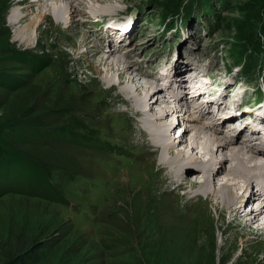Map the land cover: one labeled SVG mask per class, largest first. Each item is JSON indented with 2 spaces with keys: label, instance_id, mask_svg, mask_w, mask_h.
I'll use <instances>...</instances> for the list:
<instances>
[{
  "label": "rangeland",
  "instance_id": "374dc122",
  "mask_svg": "<svg viewBox=\"0 0 264 264\" xmlns=\"http://www.w3.org/2000/svg\"><path fill=\"white\" fill-rule=\"evenodd\" d=\"M175 1L99 0L83 6L73 3L72 7L80 8L71 15L67 12L65 27L50 15L35 22L36 16L47 8L36 7L30 4V0H0V128L10 133L9 137L0 139L24 154L17 153L12 163L0 159L4 166H0V239L14 242L16 251L26 254L21 264H143L140 258L145 255L140 254V243L147 238V232L154 229V224L140 221L143 212L140 203L148 204L154 199L148 194L147 178L152 170L159 168L157 149H163V145L157 144L153 148L138 129V118L130 117L131 103L137 106L146 101L137 102L140 96L134 91L129 93L130 99L120 88L123 84L110 87L109 82L99 78L104 69H110L98 62V58L106 54H99L96 46H92V38L98 42L97 35L101 31L98 22L103 16H97L99 19L96 21H84L86 25L79 24V27L77 21L79 13L93 15L133 8L136 16L140 15L139 27H135L137 30L134 32L139 36L133 40L138 46L140 59H152L159 52L163 66H166L171 61L175 62L173 53L184 41V34L190 32L198 34L195 43H186L178 50L199 47L200 62L210 59L213 63L221 62L220 51L223 49L218 46L219 42L226 41L224 48H227L235 38L247 39L252 28L260 31L264 16L263 12L258 13L264 8V0H226L221 7L212 3L217 24L211 27L207 12L205 14L198 5H193V0H180L186 3L185 9H191L183 14L193 16L188 24L191 27L187 32V27L180 23L182 18H176L173 24L175 31L179 32L182 25L183 34L162 31L159 24L162 13L168 11ZM47 3L54 2L47 0ZM16 10H22L20 16L24 17L12 18ZM27 25L29 34L25 32ZM84 30H90L91 35L86 36ZM203 30L206 34L202 33ZM256 39L257 45L264 44V37ZM110 40L116 39L111 37ZM90 48L97 52H89ZM28 54L34 57L27 60ZM188 56L197 61L194 52ZM38 57L43 58V63L33 67L34 59ZM179 62L178 67L184 68ZM139 66L140 63L136 62V67ZM143 72L156 75L159 71L150 68ZM135 81L137 84L143 82L141 79ZM50 86L52 89L48 93ZM160 92L162 89H156L150 98ZM225 101L229 103L230 100ZM152 109L156 110L155 107ZM171 116H166L163 121H167L169 129L176 125L169 130L173 139L184 129L181 117L175 122ZM31 128L41 130L40 135L31 133ZM96 130H102L105 136H110L131 152L117 150L113 140L104 141ZM204 131L212 136L211 131ZM83 132L85 135L80 134ZM191 132L185 133L186 139ZM242 136L247 135L244 133ZM176 146V151H179L185 144L177 142ZM125 153H129L128 158L121 156ZM190 161L183 157V165H188L186 186L190 180L198 182L202 176V173L194 171V163L199 165L196 160L192 157ZM25 172L31 181L23 180ZM218 175L216 177L222 181L224 174ZM246 186L247 183L244 188ZM253 191L252 202L257 203L260 201L257 200L258 193ZM152 204L154 207V202ZM212 224L213 232L222 226L216 219ZM145 230L146 235L143 233ZM228 236L234 237L233 234ZM234 241L240 245H258L253 249L256 259L246 264H264V246L260 247L264 241L263 234L258 238L257 235L243 237L241 242L234 238ZM235 253L241 260L248 259L243 256L246 253L242 254V246ZM245 262L239 261L238 264Z\"/></svg>",
  "mask_w": 264,
  "mask_h": 264
},
{
  "label": "bare ground",
  "instance_id": "6f19581e",
  "mask_svg": "<svg viewBox=\"0 0 264 264\" xmlns=\"http://www.w3.org/2000/svg\"><path fill=\"white\" fill-rule=\"evenodd\" d=\"M49 1L54 3L49 4L47 0L44 3L42 0H30V4L36 7L50 8L49 13H46L47 9L39 13L35 18V22L50 15L56 22L66 27L67 12L68 15H71L77 9L79 11L80 8L77 6L72 7L73 3H80L83 6L87 2H98L99 0ZM20 11L16 10V14L11 17L17 19L24 17L20 16L22 10ZM121 11L109 12L107 10L103 11L102 14L93 15H80L79 13L77 24L78 27L79 24L86 25V23L93 21L94 16H116L121 18L119 15ZM138 17L135 23L132 24V36L128 42L131 39H136L134 32L139 27ZM29 25L31 26V23ZM29 25L25 27V32L28 34L30 33ZM190 27L191 25L187 27V32ZM85 32H87L86 36L91 35L90 30ZM107 32H109L108 27L105 29V33ZM202 33L206 34L204 30ZM196 36H198L197 33L192 34L190 32L178 49H182L186 43H195ZM187 38L189 39L186 42ZM92 39L96 41L94 38ZM103 39L107 43L100 38L98 42L96 41L97 45L94 41L92 45L96 46L100 52L99 54H106L98 58L99 64L110 67V69H104L102 76L99 78L107 83L109 82L110 87L123 84V88H120L125 93L129 95L134 91L135 94L140 96V100H137V102L146 101V103L142 102L137 106H133L134 103H131V106H129L131 110L130 117L135 116L138 118V129L143 136L147 137L148 143L153 148L157 147L155 146L157 144L163 145V149H157L159 151V168L154 172L152 170L151 176L147 178L148 194L154 199L150 198L153 201L148 204L140 203V209L143 211L140 221L154 224V229L147 232V238L141 239L140 254L145 255L140 258L143 260V264H227L228 262L238 264L239 261L241 263L246 261V264L255 260L256 254L253 249L258 245L252 246V243L240 245L241 243H236L234 238L241 242L243 237L248 238L257 235L258 238L260 234L264 236V142H258L255 136L258 134L264 137V126H256L257 122L253 123V120L246 118L242 120L243 128L253 123L250 125L251 128L247 132V137L241 135V129L229 133L225 117L220 119V115L209 110L212 105L211 101L205 110L204 106L196 103V99L193 100L194 103L187 100V81L197 80L199 76L206 78V74L202 73V67L197 65L200 58H202L199 47H192L193 49L185 51L176 49L172 56L175 62L166 70L151 75L142 73V70L150 69L151 65H141L146 60L138 62V52H135L136 44L131 48H126L124 38H121L118 43L111 42L110 37H103ZM86 42L88 43V41ZM89 52L96 53L97 51L90 48ZM191 52L196 54L197 61L188 56ZM134 53L136 54L134 55ZM178 61L183 64L184 68L178 67L180 66V64L177 65ZM136 62L140 63L138 68ZM148 62H151V60ZM218 63L221 66V62ZM160 64L162 65V62ZM130 74H133L132 77L129 76ZM217 77L221 79L222 72H218ZM180 78L182 79L180 80ZM135 79L137 81L141 79L143 82L137 84ZM175 82L176 85H174ZM232 87L233 83L225 86L226 89ZM225 88L223 87V89ZM156 89H162V92L154 94L155 97L152 98V95L150 98V94ZM221 93L223 98L228 95L225 91ZM128 98L131 99V95ZM229 103H237V99H231ZM219 104L222 105V110L227 107L223 101ZM154 107L158 111L152 109ZM175 114H177L176 118L174 117ZM171 115L175 118V122L178 117H181L182 120L180 121H182L184 129L182 134L173 137V139L169 134L176 125L169 129L167 121H163L166 116ZM230 116L235 117V119L238 118L235 115ZM240 117L243 116L240 115ZM254 127H257L258 131H254ZM189 130H192V134L186 139L185 133ZM204 130L211 131L212 136L205 134ZM240 136H242V140ZM177 142L179 144L184 143L185 147L176 151ZM195 150L196 152H194ZM183 157H185V160L187 158V162L192 161L193 157L196 163L199 164L196 165L193 161L194 171L197 174L202 173L201 180L198 182L190 180L188 182L189 186H186L187 182H184L187 179L186 173L188 170L186 169L188 165L186 167L183 165ZM226 161H228V164L225 163ZM220 173L224 174L222 181L216 177ZM246 183L247 186L244 188ZM152 189L155 192L154 194ZM251 190H255L253 191L254 194H259V197L257 194L259 202H252L254 195H252ZM180 191L182 192L180 193ZM179 201L180 204L177 205ZM215 219L221 222L222 225L218 226L219 231L217 232H213L215 229L213 230L212 223ZM252 223H255L256 226L252 227ZM145 232L146 230L143 232L144 235H146ZM232 234L234 237L229 238L228 235L231 236ZM141 237L143 238L142 235ZM260 245L262 248L264 241ZM240 246H242V254L246 253L243 256L248 257L247 260H241L240 255L238 257L234 255L237 253H235L236 249ZM257 250H260V248H257Z\"/></svg>",
  "mask_w": 264,
  "mask_h": 264
},
{
  "label": "trees",
  "instance_id": "16d2710c",
  "mask_svg": "<svg viewBox=\"0 0 264 264\" xmlns=\"http://www.w3.org/2000/svg\"><path fill=\"white\" fill-rule=\"evenodd\" d=\"M205 2H206V4H208V3H210V0H205ZM181 4H183L182 1L176 0L175 3L170 6L169 10L178 11V7ZM235 39H237V38H235ZM239 39H242V37ZM29 57L33 58L34 55H31V54L26 55L27 60L29 59ZM42 59L43 58H41V57L34 59L32 66L36 67L37 63L40 66L43 63ZM51 89H52V86H50V88L48 87V89H47L48 93H50ZM32 127H35V126H32ZM21 132H22V130H21ZM30 132L33 133L34 135H40L39 133L41 132V130L39 131L36 128H31ZM80 134H82V133H80ZM93 134L95 136V132H93ZM5 136L9 137L10 133L4 132L3 129L0 128V138L5 137ZM0 143H2V144H0V159L4 158L6 161H8V163H12L13 160L15 158H17L16 154L17 153L21 154L18 150H16L13 146L9 145L8 142L4 141L3 139H0ZM21 155H24V154H21ZM0 166L4 167L1 164V160H0ZM24 175H23V180H26L27 182L31 181L28 178L29 174L27 175V172H25ZM25 257H26L25 253H20V252L16 251L14 242H12L10 240L3 241V239H0V264H21Z\"/></svg>",
  "mask_w": 264,
  "mask_h": 264
}]
</instances>
